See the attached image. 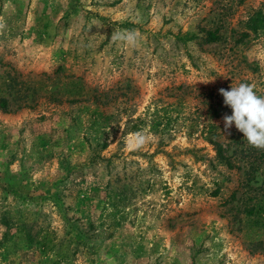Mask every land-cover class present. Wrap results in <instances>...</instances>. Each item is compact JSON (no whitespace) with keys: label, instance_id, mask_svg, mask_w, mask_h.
I'll return each instance as SVG.
<instances>
[{"label":"rangeland","instance_id":"obj_1","mask_svg":"<svg viewBox=\"0 0 264 264\" xmlns=\"http://www.w3.org/2000/svg\"><path fill=\"white\" fill-rule=\"evenodd\" d=\"M256 15L264 0H0V264H264V150L225 131L219 94L264 96Z\"/></svg>","mask_w":264,"mask_h":264},{"label":"clouds","instance_id":"obj_2","mask_svg":"<svg viewBox=\"0 0 264 264\" xmlns=\"http://www.w3.org/2000/svg\"><path fill=\"white\" fill-rule=\"evenodd\" d=\"M112 39L134 43L136 35L116 33ZM254 89L248 83L229 90L219 89L224 105L231 109V115H224L222 119L225 131L234 125L250 146L264 150V96H258Z\"/></svg>","mask_w":264,"mask_h":264},{"label":"trees","instance_id":"obj_3","mask_svg":"<svg viewBox=\"0 0 264 264\" xmlns=\"http://www.w3.org/2000/svg\"><path fill=\"white\" fill-rule=\"evenodd\" d=\"M258 18H259L258 15H256L255 18L250 20L251 26H249V29H251L253 32H255L262 25V23L264 24V19L262 18L263 21L262 20H256ZM204 35H205L204 41L207 43L215 42L218 40V36H217L216 32L206 31ZM0 108L5 109V101L3 99H0ZM210 143L214 146L215 156H216L217 160L219 162L223 163L224 165L230 167L229 160L222 153L221 146L212 140Z\"/></svg>","mask_w":264,"mask_h":264}]
</instances>
